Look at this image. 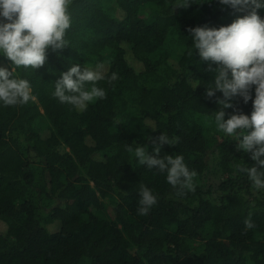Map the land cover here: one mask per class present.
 I'll use <instances>...</instances> for the list:
<instances>
[{
	"label": "trees",
	"instance_id": "trees-1",
	"mask_svg": "<svg viewBox=\"0 0 264 264\" xmlns=\"http://www.w3.org/2000/svg\"><path fill=\"white\" fill-rule=\"evenodd\" d=\"M176 2L72 0L69 46L49 49L38 69H15L33 99L0 105V264H264V190L237 171L254 163L248 154L216 129L222 93L206 97L214 73L191 55L187 31L242 13ZM72 63L105 64L118 77L101 81L106 98L83 112L53 96ZM0 66L10 61L0 55ZM233 104L252 110L251 100ZM161 131L178 139L162 154L183 155L197 172L195 191L177 195L128 151L137 142L151 154L146 137ZM141 185L159 197L147 216L137 214Z\"/></svg>",
	"mask_w": 264,
	"mask_h": 264
},
{
	"label": "clouds",
	"instance_id": "clouds-1",
	"mask_svg": "<svg viewBox=\"0 0 264 264\" xmlns=\"http://www.w3.org/2000/svg\"><path fill=\"white\" fill-rule=\"evenodd\" d=\"M72 0H0V55L10 61L9 67L0 66V105L27 104L33 99L31 84L15 73L17 68H40L46 63L47 51L63 50L68 45L66 31L71 26L69 6ZM242 15L236 16L227 25L195 26L188 28V37L193 50L201 61L207 62L209 72L214 73L211 84L205 86V95L211 99L216 92L222 99L214 114L217 131L233 137L236 147L248 154L254 162L251 167H238L245 173L253 188L264 190V17L257 10H264V0H216ZM195 0H177L173 5L187 8ZM212 65H215L213 68ZM117 74L107 75L102 64L81 67L72 63L60 73L54 82L53 96L61 103L72 105L78 111H86L97 100L106 98V91L100 82L117 79ZM236 98L252 110L245 114L234 107ZM233 112L225 119L224 109ZM145 128L159 129L151 121ZM144 128V129H145ZM151 141V154L147 145L135 142L128 151L135 163L148 169L166 174V182L177 195L195 191V170H190L183 155L162 154L164 145H176L177 138H170L161 131ZM137 214L147 216L158 203V195L152 189L141 185L138 192ZM246 229L254 228L251 214L244 220Z\"/></svg>",
	"mask_w": 264,
	"mask_h": 264
},
{
	"label": "rangeland",
	"instance_id": "rangeland-1",
	"mask_svg": "<svg viewBox=\"0 0 264 264\" xmlns=\"http://www.w3.org/2000/svg\"><path fill=\"white\" fill-rule=\"evenodd\" d=\"M171 60V59H170ZM172 61V60H171ZM103 65V67H104V70H105V68H106V65L105 64H102Z\"/></svg>",
	"mask_w": 264,
	"mask_h": 264
}]
</instances>
